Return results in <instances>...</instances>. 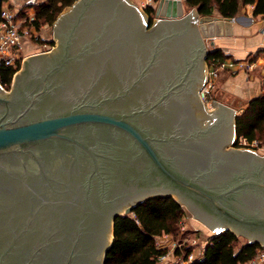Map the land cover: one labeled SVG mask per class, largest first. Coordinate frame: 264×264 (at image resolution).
Here are the masks:
<instances>
[{"label":"water","instance_id":"obj_1","mask_svg":"<svg viewBox=\"0 0 264 264\" xmlns=\"http://www.w3.org/2000/svg\"><path fill=\"white\" fill-rule=\"evenodd\" d=\"M183 2L160 0L149 28L131 0H76L53 23L57 47L0 90V264H104L114 221L153 197L212 238L264 245V156L235 146L232 109L173 100L207 82L220 20ZM174 36L176 75L172 57L157 65Z\"/></svg>","mask_w":264,"mask_h":264},{"label":"trees","instance_id":"obj_2","mask_svg":"<svg viewBox=\"0 0 264 264\" xmlns=\"http://www.w3.org/2000/svg\"><path fill=\"white\" fill-rule=\"evenodd\" d=\"M76 0H45L33 5L31 8L36 13L34 27L51 26L63 9L70 7ZM254 5L253 15L264 16V0H184L187 12L196 9L199 16L211 15L214 10L220 17L232 19L240 8V5ZM23 10H18L20 14ZM19 14V15H20ZM149 17V25L154 19L155 9L146 11ZM44 45L54 46L51 39L44 40ZM224 55L216 49H212L207 56L206 63H221ZM16 67H0V83L8 90L11 86L14 74L19 69ZM235 131L238 138L244 137L249 145L261 140L264 145V94L249 102L247 108L235 119ZM186 210L179 205L173 197H153L135 206L129 215L118 217L114 221V237L111 248L107 251L104 264H157V258L164 253L159 251L153 243V236L170 234L174 239L182 237L179 233V222ZM187 213V212H186ZM204 232L196 228L195 232ZM194 234V231H191ZM198 233V234H201ZM197 234V235H198ZM193 235V237H195ZM239 237L231 231L219 236L208 237V244L202 260L193 264H239L253 258L258 243H249L237 247Z\"/></svg>","mask_w":264,"mask_h":264},{"label":"crops","instance_id":"obj_3","mask_svg":"<svg viewBox=\"0 0 264 264\" xmlns=\"http://www.w3.org/2000/svg\"><path fill=\"white\" fill-rule=\"evenodd\" d=\"M43 1L45 0H6L4 5L16 10L30 11L33 5ZM253 11L254 5L241 4L237 15L229 21L228 18L220 17L218 11L214 10L211 15L220 18L221 21L218 22L221 23L217 24L218 22L214 21L209 24V38L206 42L208 47L211 42L214 43L213 49L224 55L223 61L228 67L212 80L211 100L232 109L238 116L247 108L250 101L264 94V16H254ZM186 13L189 12L186 10ZM52 26L53 24L41 27ZM40 29L37 30L35 27L36 37ZM50 39L52 42L55 41L53 37ZM22 43L24 53L32 52L31 39H23ZM239 63L245 66L239 67ZM206 68L208 76L211 66L206 64ZM217 108L211 104L206 109L209 111ZM206 232H202L201 236ZM208 237L209 235L204 236L203 239L207 240Z\"/></svg>","mask_w":264,"mask_h":264},{"label":"built area","instance_id":"obj_4","mask_svg":"<svg viewBox=\"0 0 264 264\" xmlns=\"http://www.w3.org/2000/svg\"><path fill=\"white\" fill-rule=\"evenodd\" d=\"M135 1L138 2V6L145 12L149 8H155L154 5L156 0ZM19 14L20 12L18 10L7 5L1 4L0 6V67L1 65L6 67H16V65L19 64L20 67L17 71L21 69V65L26 60L25 56H22V40L37 39L34 31L35 27L33 26L36 17L35 11L31 9L30 11H23L22 14ZM33 34L35 35L33 36ZM43 49L45 50L42 53L48 54L55 49V43L54 46L43 45ZM243 66H245L243 63H239V67ZM227 68V64L224 61L221 63H213L211 65L208 80L200 92V98L207 107H209L212 101L210 96L213 89L211 84L212 80L217 78L219 74ZM238 143L241 146L244 145V147L248 145L243 136L238 138ZM255 143L256 141L252 142L249 146L254 147ZM178 228L181 235L187 231V228L182 221L179 222ZM152 239L156 249L164 251V253L157 258V264H193L199 262L202 260L208 244L207 241L204 240L203 245H200V239H197L196 237L174 239L167 233L153 236ZM239 264H264V245L259 246L255 250L253 258L247 260L245 263Z\"/></svg>","mask_w":264,"mask_h":264},{"label":"rangeland","instance_id":"obj_5","mask_svg":"<svg viewBox=\"0 0 264 264\" xmlns=\"http://www.w3.org/2000/svg\"><path fill=\"white\" fill-rule=\"evenodd\" d=\"M6 0H4V1H2V5H4L6 2H5ZM131 1H133L134 3H135V5H136V7H138V9L145 15V11H143L142 10V8H140L138 5L139 4H137L138 2H136L135 0H131ZM159 1L160 0H156L155 1V12H156V9H157V5H158V3H159ZM14 9V8H13ZM186 10V9H185ZM63 11H66V10H63ZM154 19H155V14H154ZM35 34H33V36H34ZM32 36V37H33ZM51 37H53V39H55L54 37H55V26L53 27H47V28H43V27H41V29H40V31L38 32V37H37V40H34V39H31V43H32V45H33V49H32V52L30 51V52H27V53H24V52H22V56H25V59H27L29 56H32V54H37V53H42L45 49H43V45L45 44V43H43V41L44 40H47V39H50ZM208 41V39H206V41H205V43ZM55 42V41H54ZM56 44V47H57V42H55ZM24 64V63H23ZM23 64L21 65V66H23ZM22 68V67H21ZM216 94V93H215ZM211 98L213 97L212 96V93H211ZM211 105V104H210ZM239 146V148L240 147H243V148H246V149H252V150H254L256 153H257V155L259 154V155H261V156H264V145H261V140L260 139H258L257 141H256V143L254 144V147H252V146H249V147H244V145H238ZM184 209L186 210V215H184L183 217H182V219H181V221L183 222V224H185V226H186V228H187V231L185 232V234L181 237H178V239H182V238H193V235H195L196 234V238L198 239H200V245H203V241H204V236H207V235H209V236H212V232H211V230H208L207 228L208 227H206V226H204V224H202V222L201 221H199L198 219L196 220V219H194L193 218V215L190 213V212H188V210L186 209V207H184ZM198 229V228H201V230H203V231H207L206 233H204V236H201V234H198V233H201V231H198V233L197 232H195V229ZM191 231H194V234H193V232H191ZM210 231V232H209ZM198 234V235H197ZM240 239H239V243L237 244V247H240L241 245H243V244H246V242H248L247 240H244L243 238H241V237H239Z\"/></svg>","mask_w":264,"mask_h":264},{"label":"flooded vegetation","instance_id":"obj_6","mask_svg":"<svg viewBox=\"0 0 264 264\" xmlns=\"http://www.w3.org/2000/svg\"><path fill=\"white\" fill-rule=\"evenodd\" d=\"M149 23V22H148ZM152 26H153V20H152V23H151V25H149L148 27L149 28H152ZM148 28V29H149ZM147 31V30H146ZM180 42L181 41H179V38L177 37V36H174V38H172L171 40H168V41H166V42H164L163 44V48H162V51H160V53H159V56H158V60H157V65L159 64V62H163L161 65H160V67L161 66H169L168 64H167V62L166 61H168V59L170 58V57H172V63H171V61H169L170 63H171V65L173 64L174 65V69H175V75H176V69H178V70H182V66L184 65V62H185V60L186 59H183L184 58V56H183V54L182 53H180L179 52V50H178V47H179V44H180ZM56 46V45H55ZM176 46H177V49L175 50V48H176ZM172 47H174L173 49H172ZM168 53H171V55H169ZM147 57H146V59H148L149 57H150V53L149 52H147ZM180 62V63H179ZM207 64V63H206ZM160 67H158V68H160ZM168 68H164V69H162L163 71L165 70V72L163 73V75H167V76H169V72H168V70H167ZM157 70H159V69H157V68H155V67H153V68H151L150 69V72L151 73H154L155 71H157ZM159 72V71H158ZM171 76V75H170ZM174 76V75H173ZM15 78V77H14ZM14 78L12 79V83H13V81H14ZM170 78H172V76L170 77ZM170 82H172V80H169ZM193 82V81H192ZM12 83H11V85H12ZM161 83V82H160ZM148 84H152L153 86H154V83L151 81V80H149L148 81ZM193 85V87H192V91H191V93L189 92V93H186V92H182V93H180L179 95H177V99H173V100H176L175 102L177 103H179V104H182V103H186V102H190V103H192V108L193 107H195L196 109H199V108H202V103L204 104V106H206L205 105V103L203 102V100H201V98H200V92H201V90H202V88L205 86H203V87H201V89L199 88V86H198V84L194 81V83L192 84ZM149 86H151V85H149ZM10 88H11V86H10ZM10 88L8 89V90H6L2 85H1V83H0V90L1 91H4V92H9V90H10ZM149 91H151V89L150 88H148V92ZM212 99V98H211ZM207 108V107H206ZM236 137H237V134H236ZM236 143H237V141H236ZM239 145V144H238ZM238 148V147H237ZM240 148H243V147H240ZM6 166H7V168H9V169H11V167H8V164H5ZM258 196H260V197H262V198H264V195H258ZM262 200H264V199H262ZM184 207V206H183ZM184 215H186V212H184ZM207 242H208V240H207ZM260 246H262V244L261 243H258ZM107 253V252H106ZM104 258H105V256H104ZM103 263H104V260H103Z\"/></svg>","mask_w":264,"mask_h":264}]
</instances>
